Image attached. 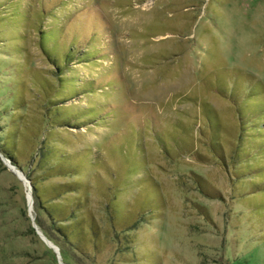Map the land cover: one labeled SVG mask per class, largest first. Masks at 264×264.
Returning a JSON list of instances; mask_svg holds the SVG:
<instances>
[{"label": "rangeland", "instance_id": "obj_1", "mask_svg": "<svg viewBox=\"0 0 264 264\" xmlns=\"http://www.w3.org/2000/svg\"><path fill=\"white\" fill-rule=\"evenodd\" d=\"M0 264H264V0H0Z\"/></svg>", "mask_w": 264, "mask_h": 264}, {"label": "trees", "instance_id": "obj_2", "mask_svg": "<svg viewBox=\"0 0 264 264\" xmlns=\"http://www.w3.org/2000/svg\"><path fill=\"white\" fill-rule=\"evenodd\" d=\"M57 34H59V33H55L52 30H47V31L41 30V36L43 38L40 40V46H41L42 49L45 50L44 51L45 52V55L48 56L50 62L53 63L55 71L57 73L59 72V73L63 74V77L65 78V69H66V66H68L69 64H71L75 60H77V61H81V60L85 61L87 59L88 53H86L85 51L80 50L76 46L73 47L72 45H70L68 47L67 51L63 52L60 55V60L53 59L51 57V55H50V52H48V50H46V49H50L52 51H55L54 49H56V51H58V48H60V47H57V45H55L57 43L47 42V40H49V39L55 40ZM61 74H60V76H61ZM63 77H59V78H63ZM15 88H17V87H15ZM15 88L13 87V91L11 90L13 94H16V92H15L16 89ZM11 102L14 103L15 102L14 99L11 100ZM259 105L261 107H263L262 104H261V102H260ZM92 114L93 113H89V116H92ZM64 121L66 123L74 124L73 119H70V118H67V117H64L63 122ZM243 128L245 129L246 126H243L241 128V130H243ZM257 130L260 131V130H263V128L262 127H257ZM4 152L7 153V151H4ZM8 159H10L11 162L16 163L15 158L11 154L8 155ZM34 189L37 190V186L36 185H35ZM44 209H45V211L48 214H51V216L54 218L53 212H51V210L48 207L45 206ZM63 234H65V236L67 235V237H68V234L66 232H63Z\"/></svg>", "mask_w": 264, "mask_h": 264}]
</instances>
